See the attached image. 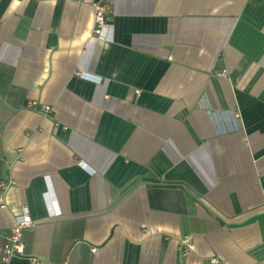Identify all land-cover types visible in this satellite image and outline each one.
Returning <instances> with one entry per match:
<instances>
[{
  "label": "crops",
  "instance_id": "0c3cea01",
  "mask_svg": "<svg viewBox=\"0 0 264 264\" xmlns=\"http://www.w3.org/2000/svg\"><path fill=\"white\" fill-rule=\"evenodd\" d=\"M96 1L0 0L7 264H264V0Z\"/></svg>",
  "mask_w": 264,
  "mask_h": 264
},
{
  "label": "built area",
  "instance_id": "2783aa9c",
  "mask_svg": "<svg viewBox=\"0 0 264 264\" xmlns=\"http://www.w3.org/2000/svg\"><path fill=\"white\" fill-rule=\"evenodd\" d=\"M91 8L94 12V31L93 34L101 35L103 30L107 28L109 22L107 20V14L110 11V3L108 0H99L94 2L91 5ZM216 76L227 78L228 77V69H220L215 72ZM36 103L32 102L31 106H35ZM51 112V108L49 106L44 107V113ZM1 189L7 188V184H0ZM34 221L30 217L29 208L27 206L23 207V215L19 220H17L15 226L10 230L9 234L5 237V241L3 246H0V261L7 264L12 259L17 257H24L25 255V245L23 243V234L26 230L33 227ZM190 242L191 238L187 237V242L182 244L181 250L185 255L190 253ZM96 252V249L92 250ZM31 264H42L43 261L39 257L30 256L27 257Z\"/></svg>",
  "mask_w": 264,
  "mask_h": 264
}]
</instances>
